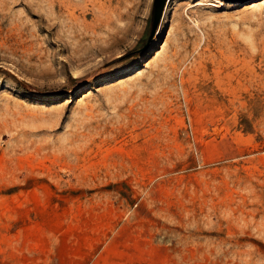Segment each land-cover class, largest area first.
Here are the masks:
<instances>
[{"label": "rangeland", "instance_id": "374dc122", "mask_svg": "<svg viewBox=\"0 0 264 264\" xmlns=\"http://www.w3.org/2000/svg\"><path fill=\"white\" fill-rule=\"evenodd\" d=\"M151 13L0 0V264H264V0Z\"/></svg>", "mask_w": 264, "mask_h": 264}, {"label": "water", "instance_id": "95a60500", "mask_svg": "<svg viewBox=\"0 0 264 264\" xmlns=\"http://www.w3.org/2000/svg\"><path fill=\"white\" fill-rule=\"evenodd\" d=\"M224 1H228V2H235V1L242 2V1H245V0H224ZM165 2H166V0H152L150 35H152V33L154 32V30H155V28H156V26H157V24H158V22L160 20V17H161Z\"/></svg>", "mask_w": 264, "mask_h": 264}, {"label": "bare ground", "instance_id": "6f19581e", "mask_svg": "<svg viewBox=\"0 0 264 264\" xmlns=\"http://www.w3.org/2000/svg\"><path fill=\"white\" fill-rule=\"evenodd\" d=\"M217 2H220V0H217ZM167 3V0H166V2H165V4ZM221 4V3H220Z\"/></svg>", "mask_w": 264, "mask_h": 264}]
</instances>
